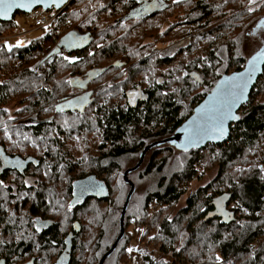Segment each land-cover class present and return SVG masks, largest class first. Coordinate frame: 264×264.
I'll return each mask as SVG.
<instances>
[{"label": "trees", "instance_id": "obj_1", "mask_svg": "<svg viewBox=\"0 0 264 264\" xmlns=\"http://www.w3.org/2000/svg\"><path fill=\"white\" fill-rule=\"evenodd\" d=\"M77 1L78 0H72L63 10L56 20L55 29L65 24L64 20L69 13V9L73 7L74 3ZM171 1L174 0H168V4L166 3L168 8L163 9L161 6L162 4L157 3L156 0H127V3L124 4L126 14L122 19L111 24L109 28L107 27V29L115 31L119 27L126 26L131 19H137L138 23L150 20L158 14L168 10L171 7ZM191 3L196 5V10L191 14L192 16H196V19L188 22V24L193 25L201 23L202 21H211L212 18L210 17L215 15L219 9L222 10L221 13H226L227 16H222L223 18H226L225 23L214 27L210 32L198 35L202 36L205 41L211 40L212 47L218 49L219 52L215 55H211L212 61L207 57V59L210 60H207L209 64L205 61L198 62L197 60V62H194V66L183 74L184 80L182 81L191 79L196 80V83L191 86L183 84V87L178 93V97L175 94H170L169 91H167L168 89L161 82L157 83V81H160L157 79V81H151L153 87L151 86L147 89L143 88L142 85L132 87L134 89L138 87L140 91L143 92L142 98L134 104L128 103L127 93L131 90L130 88L129 90L122 92L123 100L126 101L125 106L118 105L109 107V105H107L106 109L102 107L103 112H101V115L103 116L101 119L97 120V125H100V130L103 133V142L99 144V147L98 145L89 144V140H86L84 135V145L87 148L92 147L93 149H98L94 156L85 157L84 153L82 163L79 162L78 164L73 161L75 159L74 153H80V150L78 149V146H70L69 137L75 133L90 131V124L86 118L88 111L94 105L98 106V111L101 110L102 104H97L95 91L89 90L88 87L91 83L96 82L103 76H106V74H109L112 68H120L114 67L113 65L116 61H122V56H118L117 54L119 47L118 40L114 39L109 45L102 46L101 50L94 52L92 56L97 55V60L93 58L90 59L89 57L91 56L88 55V51L91 46L94 45L95 47L97 43H102L103 41L96 40L95 44L94 41L96 37L94 36V32L86 29L84 33L89 32L93 37L91 45L85 50L74 51L72 53L67 52L66 55L78 57V59L73 62L75 65L87 66L89 64V68L86 72H72L73 76H67L64 80H56L57 65L61 64L59 61H64L63 56H65L64 54L62 55V51L56 50V46L46 53L43 58L37 59L31 68H26L23 74H15L11 78L0 76L1 138L10 143H17V148L22 155H28L31 153L25 151L21 141H28V137H42L46 128L57 125V119L69 116L71 118H79L82 120V124H74L73 120H70L71 123L68 126L72 128L73 131L70 132V130L65 128H57V132L54 133V136L44 140H46L48 144L45 148H49V150L51 149L50 153L54 157L52 161L53 168L58 165L64 173H69V175H71L72 172H74V167L77 169V165H80L81 172L77 175L79 180L90 175H95L99 180L106 183L109 189V198L100 201H97L96 199L86 200L83 205L84 213L89 207L94 211L96 210L100 212L99 206L101 203H108L112 205L111 207L116 208L118 200L123 197L121 195L122 191L120 192L118 190V194H116L117 198L112 199L113 188L110 181H112L113 178H109L115 169H118V161L126 155H131L130 152H132V154L139 151L142 153L151 143L164 140L174 135L176 130L192 115L194 109L215 88L223 76L231 73L232 70H230V68H235L233 72L240 71L247 63V60L239 57L237 49L243 38L249 35V31L251 29L252 31L254 30L257 24L255 22L258 18L257 15L261 10H253L252 12H249L248 8L254 3L249 4L248 0H196ZM155 4L161 9L158 10V8L153 6ZM138 7H141V9L146 11L144 15L134 16ZM18 13L22 14L20 12ZM15 27L16 23L14 19L9 23L0 22V69L2 70H4V64L1 65V63L5 62L4 60L6 58L12 59L13 57H18L21 62H29L35 56H41L46 43H56L55 45H57L58 40L63 37L58 36L56 30H54L53 32L48 33L44 38L31 41V44L28 46L14 48L11 52H7L3 50V44L7 40L1 38L13 35L15 33ZM72 30H74V28H71L70 31ZM224 30L226 33L223 40L226 41V43L218 42L217 35ZM79 32L83 33L82 31ZM188 39L194 41V37L191 35ZM190 45L191 43L187 45L186 49H181L179 52L177 51L176 55H182L183 52H189L191 49ZM113 57L115 58L113 59ZM111 59L114 60H112L113 62L111 61L112 64L111 62H108L104 63L102 67L99 66L101 60L103 62L106 60L110 61ZM165 62L169 63L170 59L167 58ZM223 68V71H218ZM192 69H196L197 71L189 72ZM193 74H195V76H193ZM43 75L46 76L44 77ZM42 80L43 82H41ZM67 81H72V83H67ZM37 83H41L39 88H37ZM85 85L86 88H84ZM33 86H36L35 89H38L34 93L36 95L35 104L36 106H40L39 110L33 115L36 116L37 121L33 120L27 123H24L26 119L22 121H20V119L16 121H6V115L9 112V107L7 106L11 102L16 101L17 96L25 95L28 92L31 93L33 91ZM200 88L203 90L196 92ZM68 89L70 90L69 92ZM165 90L167 91V95H164ZM263 91L264 71L253 87L249 101L241 108L238 120L231 125L230 136L226 142L221 144H208L202 149H192L187 150V152L179 150L177 147L171 145L166 146V150H162L164 153L166 151L167 153H172L174 150L183 153L182 155L187 156L188 163L183 170L176 172L169 179H166V181L162 179L160 180L161 188L160 186L159 188L161 190L156 188V191L150 193L149 197L147 196L145 208L152 202H156L159 205L162 204L163 206H170L185 195L186 183L194 179L196 173L194 164L200 159L199 153L204 149L211 148L218 154L219 173L217 174V179L207 188L189 194L187 196V205L180 212L191 219V222L196 220L205 225L218 223L219 227H216V230L211 235L216 234L218 237H221L223 232L227 230L232 233L228 241L224 242L222 240V242L218 244L217 253H214L213 255L211 254V259L209 256L201 253L195 256V254L185 255V252L181 254L179 252H173L175 261L173 260L171 264H213L215 260V262H217L215 264H234L237 259H243L244 264H264V238L261 240L263 233L259 236L257 232L258 227L264 224V171H262V169H264V102L256 100L257 94L262 93ZM90 92H92V96L90 97L91 101L85 96ZM77 95L78 103L76 109H66L63 103L60 105L58 104L61 99L66 97H68L69 100H75ZM186 101L187 107L185 108L182 103L184 104ZM61 106H63V110L58 109L61 108ZM45 107H50L51 109L54 108L53 114L50 116L45 115L41 118V112H44ZM5 109H7V111H5ZM50 117H52V120H48ZM153 122L156 123L159 130L152 135L151 131L147 132V127H150ZM141 126H146V128L144 130L142 129V133L138 136L139 138L132 145H127V143H125V138L128 132L131 129H134L133 131L135 132V130L140 129ZM14 129H16L17 133ZM25 137H27V139H25ZM149 140H152L151 143H148ZM161 146L162 145H157L153 148L157 151L158 149L163 148ZM252 150L253 154L251 158H253L254 161L257 160L259 165L254 166L249 171L244 170L243 175L239 174V176L235 178L231 169L237 164H241L242 166L246 165L244 163L248 164L250 159H246L245 153L246 151ZM259 150H263V155L260 156L259 154L258 157L257 153ZM163 152L155 153L149 170L152 167H156L157 164L154 162L155 157ZM47 153L46 150L40 149L39 156H47ZM86 154H88V151H86ZM61 165L63 167H61ZM165 166L166 161L164 159L161 160V164L156 168L164 170ZM237 172L238 171L236 170V173ZM124 173L123 181L126 185L127 183L124 179ZM119 179L118 181L120 184ZM69 189L71 191V185H69ZM226 190V193L232 195L228 206L237 202L250 214L245 217L244 224L239 222L237 211L235 209L232 211L234 212V221L229 224L222 223L220 218L207 222L204 221L207 212L212 208V201L217 198V196L219 197L224 194V191ZM132 200L125 216V229L126 219ZM145 208L143 210L144 213ZM90 211L88 213H91ZM87 220L91 221L92 225H95V228L98 226V220L93 219V217L88 218L87 216H84V223H87ZM169 224L171 225L170 220L165 221L162 223V227L159 226L157 230V232L161 234L160 238L157 237L160 240V250H164L162 240L166 239L169 246L175 238V232L171 233L169 230ZM125 235L126 231L124 236ZM47 236L58 241V227H52L47 234L43 235V238L46 239ZM123 240L124 237L121 241ZM189 240H192V246H194L195 237H191ZM210 240H213V237L210 238ZM256 241L257 243H255ZM254 243L255 245H258L255 255L250 254L252 253L251 250L254 249ZM13 248L14 246H7L5 251L6 255H10L13 251L11 249ZM103 255L99 258L98 254L95 253L93 256L94 260L91 261V263L96 261V263L99 264ZM217 257L220 258V261H217ZM200 258L203 262H201ZM206 258H209V260ZM233 259H235L234 262L230 263ZM82 263H84V261Z\"/></svg>", "mask_w": 264, "mask_h": 264}, {"label": "rangeland", "instance_id": "obj_2", "mask_svg": "<svg viewBox=\"0 0 264 264\" xmlns=\"http://www.w3.org/2000/svg\"><path fill=\"white\" fill-rule=\"evenodd\" d=\"M192 1L195 2L196 0L171 1V7L154 18L139 23L137 19H131L126 26L119 27L115 31L108 30L107 27L109 28L111 24L116 23L126 14L124 8L125 0H78L74 3L73 7L69 9V13L64 20L65 24L68 23L72 29L74 28V30H79L83 33L86 29L94 32V36L96 37L94 41L95 44L96 40L103 41L97 44L105 46L109 45L112 40L117 39L119 42L117 50L119 53L117 52V54L118 56H122V61L125 62L123 67L118 69L112 68L109 74H106V76H103L98 81L89 85L88 89L95 91L97 104H102V106L99 111L96 105L88 111L86 118L90 124V131L75 133L69 137L70 146H78L80 150V153H74L75 159L73 161L78 164L79 162L82 163L84 153L85 157L96 155L95 152L98 148H87L83 143L84 135L85 139L89 140V144L98 145L99 147V144L103 142V133L100 130V125H97V120L102 118L103 115H101V112H103V108H107V105H109V107L118 105L125 106L126 101L123 100V91H127L136 85H142V87L146 89L151 86L153 87L151 81H157L158 79L164 84L170 94H175L178 97V93L183 87V84L188 86L194 84L191 79L182 81L184 80L183 74L193 67L194 62H197V60L198 62L205 61L209 64L207 60H211V55H215L219 52L218 49L212 47L211 40L205 41L202 36L198 35L210 32L214 27L225 23L226 18L222 16H227L226 13H221L222 10L219 9L215 15L210 17L212 18L211 21H202L201 23L193 25L188 24V22L196 19V16L191 15L192 12L196 10V5L192 4ZM101 4H103L104 7H101ZM261 4V1L255 0V3L251 5V8L255 11L261 10L257 15L258 18L255 21L256 23L264 19V5ZM14 21L16 23L15 33L26 32L34 26V19L29 14L18 13L15 15ZM225 33L226 31L224 30L217 35L218 42L226 43V41L223 40ZM47 34V30H37L24 37L7 39V42L14 45L17 40H20L24 43V46H28L31 44V41L44 38ZM248 34L247 37L243 38L237 49L239 57L244 60L249 58L250 53L254 54L255 51L259 50L264 43V30L255 32L251 29ZM190 35L194 37V41L188 39ZM205 36L207 35L205 34ZM189 43H191L189 52L176 55L177 51L179 52L181 49H186ZM55 44L46 43L45 46L43 45L44 51L41 56H35L29 62H21L18 57H13L12 59L6 58L4 60L5 62L1 63V65L4 64V70L0 69V76L11 78L15 74H23L26 68H31L35 61L39 58H43L46 53L56 46ZM101 48L102 47L98 48L92 45L88 53L92 52L94 54V52L101 50ZM62 52L66 55V52L63 50ZM96 56L97 55L89 58L97 60ZM207 57L209 59H207ZM114 58L115 57H113V59ZM167 58L170 59L169 63L165 62ZM113 59L103 62L101 60L99 66L102 67L104 63L111 62ZM59 63L61 64L57 65L56 70V80L58 81L66 79L67 76H73L72 72H86L89 68V64L87 66H80L74 63L69 64L67 61H59ZM234 69L235 68H230V70H232L231 73ZM223 70L224 68L218 71ZM192 71L197 70L192 69L189 72ZM43 76L45 77L46 75ZM145 78H147V82ZM41 82H43V80ZM39 85H41V83H37V88H39ZM108 85H112V87L109 88ZM35 87H32L33 91L31 93L28 92L25 95L17 96L16 101L11 102L7 106L9 107V112L6 115V121H16L19 119L22 121L26 119L24 122L27 123V118L31 116V120L36 119V116H33V114L39 110L40 106H36L35 104L36 95L34 93L38 90L35 89ZM199 90L201 91L203 89L200 88L196 92H200ZM69 91L68 89V92ZM167 91L165 90V93ZM256 97L257 101L264 102V91L257 94ZM182 105L186 108L187 101L184 102V104L182 103ZM53 109L54 108L45 107L44 112H41V118L45 115H52ZM70 120H73L74 124H82V120L79 118L66 116L65 118L57 119V125L46 128L42 137H28V141H21L25 151L30 152L34 156H39L40 149H43L48 152L47 157H53L50 153L51 149L45 148L48 144L44 139L54 136V133L57 132V128H65L70 130V132L73 131V129L68 126L71 123ZM145 128L146 126H141V128L136 129L135 132L133 131L134 129H131L125 138V143L129 146L132 145L139 138L138 136L142 133V129L144 130ZM147 128V132L151 131L152 135L159 130L155 122ZM151 141L152 140H149L148 143H151ZM166 146L170 145H162L161 147L163 148L158 149L160 151L154 150L153 147H148V151L139 168L128 175L136 191L126 219V235L124 236V240L119 243L117 251L110 255L105 264H171L173 260L175 261L173 252H179L180 254L185 252V255L195 254V256L201 253L210 258L211 254L217 253L218 244H220L222 240L224 242L229 240L232 233L228 232V230L224 231L221 237H218L216 234L211 235L216 230V227H219L218 223L205 225L196 220L191 222V219L180 212L186 207L187 196L189 194L207 188L217 179V174L219 173L218 154L211 148L204 149L199 153L200 159H197L199 163L196 162L194 164L196 173L194 179L186 183L185 195L170 206H163L162 204L159 205L156 202H152L145 208L147 196L149 197L150 193L156 191V188H159V186L161 188L160 180L166 181V179H169L176 172L183 170L188 163L187 156L182 155L183 153L176 150L172 151V153H167V151L164 153L162 150H166ZM86 151H88V154H86ZM156 152H163L155 157L154 162L157 164L156 167H158L161 164V160L165 159L166 166L164 170H159L156 167H152L149 170ZM140 153V151L135 154L130 152L131 155H126L121 158L118 161V169H115L112 175H110L109 179L113 178L112 181H110L113 188L112 199L117 198L116 194H118V190L120 192L122 191L121 195L123 196L118 200L116 208L111 207L112 205L108 203H101L99 206L100 212L94 211L92 208L90 209V207L85 211L84 216L88 218L93 217V219L98 220V226L95 228V225H92V222L89 220H87V223H84L83 234L80 238V241L84 244L81 256V260L84 261L83 264H97L96 261L91 263V261L94 260V254H98L100 258L106 251L108 252L110 250L119 236L121 228L119 224V222H121V211L124 206L126 195L131 187L130 185H125L123 173L139 164ZM262 153L263 150H259L257 153L258 157L259 154L262 156ZM252 154L253 150L246 151L245 157L247 160L250 159L249 163H244L246 164L245 166L237 164L231 169L235 178H237L239 174L243 175L244 170L249 171L254 166L259 165L257 160L254 161L253 158H251ZM52 165L51 162V166ZM75 168L76 167H74V172L70 175V177H72L69 179V182L77 178V175L81 172L80 165H77V169ZM238 169L243 171H238L236 173ZM52 172L58 180V175L64 173L58 165L55 168L52 167ZM118 179L120 180V184ZM53 184L59 185V188L62 187V185L55 180ZM160 188L159 190H161ZM56 189H58V187H56ZM227 190L224 191V193H226ZM54 196L56 198L54 199L53 206L57 207L60 198L55 194ZM58 196L60 197V194H58ZM144 208L145 213L143 211ZM228 209L231 211L235 209L239 222L244 224L245 217L248 216L249 213L239 203H232L231 206H228ZM89 211L91 213H88ZM169 220L171 221L169 230L171 233L175 232V238L169 246L166 239L162 240L164 250H160V240L157 237L160 238L161 234L157 232V230L159 226L162 227L163 222ZM63 223L65 224V222ZM257 232L259 236L262 233L264 234V224L258 227ZM263 234L261 240L264 238ZM191 237H195L194 246H192V240H189ZM212 237L213 240H210ZM255 243H257V241ZM255 243L254 249H252V253H250L253 255H255L258 249V245H255ZM130 248L133 249L132 252L127 251V249ZM81 250L82 247L80 251ZM54 252L55 251H53V253ZM209 258L206 259L209 260ZM200 260L203 262L201 258ZM234 260L235 259L231 260L230 263H233ZM215 261L213 264L217 263ZM234 264H244L243 259H237Z\"/></svg>", "mask_w": 264, "mask_h": 264}, {"label": "flooded vegetation", "instance_id": "obj_3", "mask_svg": "<svg viewBox=\"0 0 264 264\" xmlns=\"http://www.w3.org/2000/svg\"><path fill=\"white\" fill-rule=\"evenodd\" d=\"M167 1L156 0L157 3L162 4L163 9L168 8ZM258 1H261L262 5L264 4V0ZM138 11L139 14H137ZM145 12L144 9L138 7L134 16H142ZM259 23L260 21H257L255 32L264 30V24L257 28ZM113 64H123L124 66L125 62L116 61ZM132 90L134 88H131L130 91ZM135 90L140 94L136 97L135 102H137L142 98L143 92L138 87ZM76 97L75 100H68V104H72V108L78 103V95ZM58 104H61L60 101ZM63 104L65 107L66 101H63ZM62 107L58 109L63 110ZM66 109H68L67 106ZM31 117L27 119L33 121L30 119ZM50 119L52 120V117L48 118V120ZM34 121L37 120L34 119ZM14 131L16 132V129ZM17 146V143H10L1 138L0 132V182L6 186H0V241H2L0 243V263L57 264L66 255V259L60 264H83L81 256L84 244L80 241L84 230L83 205L86 200L96 198L88 197L84 203H79L78 200L74 207L70 206V202L73 200L74 183L79 179L75 178L69 182L70 175L62 173L58 175V180L52 172L53 157L22 155ZM31 157L33 160L26 164L25 161ZM17 160L22 161V164L19 167H13ZM25 180L30 182L27 187L23 183ZM54 180L62 187L59 188V185L53 184ZM69 185H71V191ZM54 194L60 198L57 207H53L56 198ZM211 210L213 207L209 211ZM36 217H39L47 225L42 227L39 232L32 224ZM54 226L58 227V241L50 236L44 239L43 235L47 234ZM7 246H14L10 255H6ZM53 251L55 252L53 253Z\"/></svg>", "mask_w": 264, "mask_h": 264}, {"label": "snow or ice", "instance_id": "obj_4", "mask_svg": "<svg viewBox=\"0 0 264 264\" xmlns=\"http://www.w3.org/2000/svg\"><path fill=\"white\" fill-rule=\"evenodd\" d=\"M64 0H0V18H8L9 14L12 13L13 9H23L25 11H31L33 5H43L45 7L58 6L62 4ZM249 4L255 3V0H248ZM127 3V0H125ZM104 7L103 4L100 5ZM249 12H252L251 7L248 8ZM139 14V11L138 13ZM85 42L86 37L80 38ZM24 43L20 40H17L14 45L9 44L7 41L3 44V50L11 52L14 48L23 47ZM68 46L79 47L80 43L77 41V38L73 37L68 40ZM96 47H102V45L97 44ZM89 56H92L93 53L89 52ZM64 61H67L69 64L73 63L78 59L76 56H63ZM203 59V58H202ZM264 71V47L259 48L255 51L254 54H249L247 59L246 67L243 71H238L231 76H225L222 81L218 84L217 88L212 90V95L209 100L205 102L204 105L196 109V116H194L188 123L183 127V129H178L184 133V140L181 145H178L183 151L187 152L190 147L197 146L205 139H219L225 134V123L226 121L238 119L234 115V108H236L245 98L246 90L249 86V82L252 80L253 76L258 72ZM147 82V78H145ZM161 81H157L160 83ZM67 83H72V81H67ZM193 83H196V80H193ZM109 88L112 85H108ZM175 91V90H173ZM140 95L135 89L127 93L128 103L134 104L136 97ZM164 95H167L166 93ZM7 111V109H5ZM27 139V137H25ZM22 164V161H15L13 167H19ZM61 167H63L61 165ZM237 171H243L238 169ZM264 171V169H262ZM47 175V173H45ZM24 185L29 186V181L25 180ZM0 186L2 185L0 182ZM94 187L93 185H82L81 194L90 190ZM75 196L76 193L74 192ZM23 198V197H21ZM219 211L224 215H229L223 211V208L220 207V201H216ZM55 207V206H53ZM63 207V205H60ZM33 226L36 231L39 232L42 227H46L39 217H36L32 221ZM142 231V230H141ZM151 239V237H150ZM2 243V241H0ZM127 251L132 252L133 249H127ZM217 261L220 260L219 257L216 258Z\"/></svg>", "mask_w": 264, "mask_h": 264}, {"label": "water", "instance_id": "obj_5", "mask_svg": "<svg viewBox=\"0 0 264 264\" xmlns=\"http://www.w3.org/2000/svg\"><path fill=\"white\" fill-rule=\"evenodd\" d=\"M71 1L72 0H64V2L62 4H60L58 6H51V7H45L43 5H33L31 11H25L23 9H13L12 13L9 14V17L6 18V19L5 18H0V22H6V23L12 22L13 19H14V16L18 12H20L22 14H30L36 8H42L44 11H48V10H52V9L61 10L62 11L71 3ZM153 6L158 8L157 4H155ZM159 9H161V8H158V10ZM263 24H264V19L262 21H260V23L258 24L257 28H260L261 25H263ZM254 31H256V29ZM73 37L77 38V41L80 43L79 47L68 46V40L72 39ZM84 37L87 38L86 42L83 39H80V38H84ZM92 41H93V37L91 36V33H89V32L80 33L79 31L72 30V31L68 32L67 34H65L62 38H60V40H58L57 45H56L55 48H56V50H59V51L63 50L66 53L67 52L68 53H72L74 51L76 52V51L85 50L86 48H88L91 45ZM262 47H264V43H263ZM62 54H63V52H62ZM113 65H114V67L123 66V64H113ZM245 67H246V65H245ZM244 68L241 69L240 71H243ZM236 72H238V71H236ZM236 72H232V73H230L228 75H225V76H231V75L235 74ZM262 73H263V71L256 73V75L253 76L252 80L249 82V86H248V88L246 90L244 100L236 108H234V110H233L235 116L238 117L241 108L249 101L252 89L255 86L258 78L262 75ZM193 76H195V74H193ZM225 76H223V78L220 81H222ZM220 81L217 83V85L215 86L214 89L217 88V86L220 83ZM85 87H86V85L84 86V88ZM211 95H212V91L194 109V112L192 113V115L178 129H183V127L188 123V121H190L194 116H196V114H197L196 113V109L199 108L200 106L204 105L205 102L209 100ZM85 96H86V98L88 100L91 101L90 97L92 96V92L86 94ZM68 100L69 99H67V98H63V99L60 100V103L62 104L63 101H66V103H67L66 106L68 107V109H70V110L76 109V106H74L72 108V104L71 105L68 104ZM87 103H89V102H87ZM66 106H65V108H66ZM237 120L238 119H233V120L226 121V123H225V134H224L223 137H221L219 139H205L199 145L190 147L188 150L202 149V148L206 147L208 144H221V143L226 142L229 139V136H230L231 125L233 123H235ZM29 121L30 120H28L27 122H29ZM178 129L176 130L175 134L172 135L171 137H168V138H166L164 140L152 143L151 146L150 145L147 146L145 148V150L140 154L139 164L137 166H135L134 168H131V169L127 170L124 173V179H125L126 183L128 185H130L131 187H130L129 192L126 195L124 206H123V209H122L121 220H120L121 221L120 222V225H121L120 234L117 237V239L115 240L114 244L111 246L110 250L102 256L99 264H105L106 260L110 257V255L116 251L120 241L123 239L124 234H125L124 221H125L126 212H127L128 207H129V204H130V202H131V200H132V198L134 196V193L136 191V188H135L134 184L128 179V175H130V173H132L134 170L139 168V166L141 165V163L143 161V158H144L146 152L148 151V147L150 148V147H155L157 145L169 144L171 146L177 147V149H179V150H182L180 147H178V145H181L183 143L184 133L182 131H178ZM32 160H33L32 157L28 158L25 161V163L27 164V163L31 162ZM82 185H93L94 187L90 188L89 191L81 194V186ZM74 192L76 193V195L75 196L73 195V200H71V202H70V206H72V207H74L75 204H77L78 200L80 201L79 203H84L85 200L88 197L96 198L98 200H105V199H108L109 196H110L109 189H108L106 183L104 181H102V180H99L95 175H90V176H87V177H85V178H83L81 180L76 181L74 183ZM231 196L232 195L229 194V193H224V194L220 195L219 197L215 198L212 201V203H211V206L213 207V210L208 211L204 221L207 222V221H211V220L216 219V218H220L221 222L225 223V224H229V223L233 222L234 221V212H232V211H230L228 209V203L231 200ZM216 201H220V207H222L223 211L225 213H228L229 215L226 216V215L222 214L219 211ZM69 240H70V238H69ZM71 247H72V243H71ZM71 247H70V252H71ZM67 250H68V248H67ZM66 257L67 256L65 255L64 259L58 261L57 264H60L61 262H63L66 259ZM62 258H63V256H62ZM0 264H3V262H1ZM28 264H32V262H30Z\"/></svg>", "mask_w": 264, "mask_h": 264}, {"label": "built area", "instance_id": "obj_6", "mask_svg": "<svg viewBox=\"0 0 264 264\" xmlns=\"http://www.w3.org/2000/svg\"><path fill=\"white\" fill-rule=\"evenodd\" d=\"M62 12L63 10L61 11V10L52 9V10L44 11L42 8H36L29 14L34 19V26L30 30L23 33H14L9 37H5L1 39L4 40L16 39L27 36L37 30L40 31L47 30L48 33H51L54 30H56V34L58 36H64L71 30V26L68 23L55 29L56 20L58 19V17L61 15Z\"/></svg>", "mask_w": 264, "mask_h": 264}]
</instances>
